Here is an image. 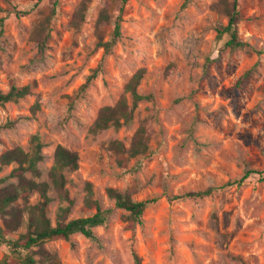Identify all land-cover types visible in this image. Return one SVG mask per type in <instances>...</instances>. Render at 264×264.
<instances>
[{"label": "rangeland", "instance_id": "obj_1", "mask_svg": "<svg viewBox=\"0 0 264 264\" xmlns=\"http://www.w3.org/2000/svg\"><path fill=\"white\" fill-rule=\"evenodd\" d=\"M215 1L183 6L184 0H128L120 13L121 35L104 54L96 43L110 39L118 0H0V91L8 90L10 79L19 86L35 82L30 94L0 105V125L14 121L0 127V154L15 146L28 151L37 135L44 154L38 166L47 178L57 145L76 151L78 169L67 174L73 199L67 219L95 212L86 202L87 182L100 207L111 210L105 224L93 228L97 240L75 233L69 241L44 243L62 264H264V181L253 176L226 185L245 164L264 167V0L239 6V37L250 50L224 46L227 35L216 37L215 25L226 18L212 9ZM82 5L84 16L74 27L69 22ZM52 8L44 59H36L31 32ZM102 10L108 19L101 22ZM142 67L137 91L152 99L137 103L128 126L91 134L98 109L114 104ZM35 100L40 109L24 118ZM143 117L153 154L136 167L137 158L112 152L107 142L119 139L128 146ZM210 186L211 194L167 198ZM107 187L134 200H157L144 210L142 223L129 229L127 211L115 206ZM49 193L54 200L47 215L54 224L58 206L67 202ZM37 199L33 192L28 202ZM8 253L0 245V264Z\"/></svg>", "mask_w": 264, "mask_h": 264}, {"label": "trees", "instance_id": "obj_2", "mask_svg": "<svg viewBox=\"0 0 264 264\" xmlns=\"http://www.w3.org/2000/svg\"><path fill=\"white\" fill-rule=\"evenodd\" d=\"M119 9L113 21L112 34L109 40H98L96 45L103 49V53H108L117 38L121 35L120 32V13L123 5L128 0H118ZM188 0H184L182 4L185 6ZM242 0H216L212 4V9L226 18L225 24H216V37L222 38L227 35L224 46L231 48H240L250 50V45L239 37L238 24L240 21L239 6ZM56 1L53 2V6ZM82 6L76 10L69 24L74 27H79L80 19L84 16ZM16 8H12V12ZM52 12L43 15L38 19L33 26L31 32V40L36 44V59H44V51L47 47L46 43L50 37L51 17ZM7 12V10H4ZM11 12V10H10ZM108 13L102 10L100 13V21H106ZM5 22V16L0 17V33ZM97 73L95 69L90 77H94ZM145 68L137 69L128 81L124 84L123 93L118 97L112 105L101 106L89 126L88 131L91 134L100 133L110 127L117 130L122 126H128L133 118L137 103L141 100L152 99V94H142L137 91V86L143 78ZM248 71L243 74L241 80L248 75ZM89 77V78H90ZM31 85H16L13 79L9 80V88L6 92L0 91V105L6 102H17L19 98L31 93ZM126 93L130 94V103L126 97ZM40 109V103L35 100L30 107L31 116L33 117ZM147 117L138 120V126L133 131L129 145L126 146L122 140L113 139L107 142L108 148L117 154H125L128 158H137L136 167L149 159L153 150L149 146V132L147 131ZM14 121H7L1 124L0 127H12ZM31 148L25 151L21 146H15L3 151L0 154V171L7 167H11L9 172L0 177V245L6 244L9 248V253L1 260V264H62L55 253H51L44 243L47 240L61 239L69 241L71 235L80 233L86 238L97 240L93 232V228L99 225H104L111 212L110 209H102L96 199L93 198L91 183H86V202L94 204L96 210L93 214L85 217H77L67 219L73 199L69 196V189L66 184L68 182L67 174L78 169L79 156L74 150L66 148L62 145H57L52 153V163L48 168L46 175L43 178V172L39 168V162L44 159L42 153V142L39 141L37 135L31 136ZM135 167V169H136ZM256 177L257 181H264V167L253 168L245 164L241 175L226 182V185L241 184L251 177ZM14 179V180H11ZM53 190L56 197L60 201L67 202L66 205L58 206L55 215V222L52 224L47 215V206L54 200L50 195V190ZM214 187L210 186L204 190H187L181 193L168 195L169 200L183 199L190 197H199L211 194ZM36 192L38 199L34 203H29V196ZM106 194L110 199L114 200L116 207L124 209L127 214L124 217L126 227L134 229L135 225L142 223V214L144 210L157 198L149 197L142 200H134L131 194L127 191L122 192L116 188L107 187ZM16 200H22L23 205L15 204ZM19 228H24V231L17 233V237H11V234ZM36 247V249H34Z\"/></svg>", "mask_w": 264, "mask_h": 264}]
</instances>
